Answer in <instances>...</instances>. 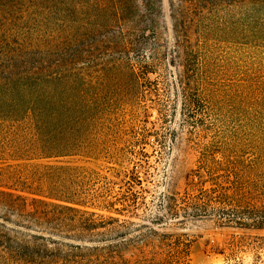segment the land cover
I'll return each instance as SVG.
<instances>
[{
  "label": "rangeland",
  "instance_id": "1",
  "mask_svg": "<svg viewBox=\"0 0 264 264\" xmlns=\"http://www.w3.org/2000/svg\"><path fill=\"white\" fill-rule=\"evenodd\" d=\"M154 3L0 0V39L61 67L40 121L0 114V191L116 219L85 238H53L86 264H110L99 255L149 230L178 244L181 264H264V230L187 210V194L214 187L211 176L264 186L262 16L247 0ZM117 11L127 15L119 25ZM252 198L264 204V188Z\"/></svg>",
  "mask_w": 264,
  "mask_h": 264
},
{
  "label": "trees",
  "instance_id": "2",
  "mask_svg": "<svg viewBox=\"0 0 264 264\" xmlns=\"http://www.w3.org/2000/svg\"><path fill=\"white\" fill-rule=\"evenodd\" d=\"M143 3L144 9L153 11L154 0H143ZM247 4L261 14L263 25L254 29L264 37V0H247ZM126 16L125 11H117L114 22L119 25ZM41 54L25 53L19 47H13L0 39V114L6 113L12 118L31 115L38 121L42 119L45 112L41 102L45 88L47 85H58L60 73L55 70L61 67L58 65L59 59H56L58 63L53 67H47V58L40 56ZM68 146L73 145L68 143ZM50 157L52 156H48ZM56 170L67 171L47 167L50 175L54 176ZM210 179L214 182V187L200 188L197 193L187 194V210L196 217L215 218L220 227L264 230V204L252 198L253 194L263 190V185L255 184L250 188L248 185L239 184L237 176L233 181L227 182L213 176ZM43 199L34 198L28 202L20 196L0 191V211L16 219L12 221L7 215L0 217V264H86L84 261L90 259L63 250L54 239L62 238L63 235L85 238L95 229L118 223L116 219L107 223L96 222L94 215L86 216V213L77 209L78 204L64 197ZM54 201L59 204L53 203ZM33 227L43 231H31ZM18 229L35 234H25ZM128 235L121 237L123 244L109 248L99 258L110 264L182 263L183 251L179 250L178 244L164 236L159 239L152 238L156 235L155 231L149 230L147 236L139 235L126 240ZM49 246L53 248L50 249ZM66 247L69 251L80 249L79 246ZM231 247L234 255L239 243H233ZM164 253L168 259H156Z\"/></svg>",
  "mask_w": 264,
  "mask_h": 264
}]
</instances>
